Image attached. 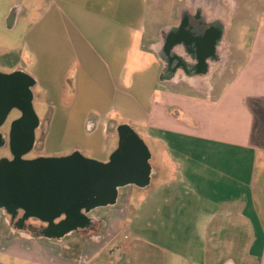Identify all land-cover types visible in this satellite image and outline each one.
Listing matches in <instances>:
<instances>
[{
    "label": "crops",
    "instance_id": "0c3cea01",
    "mask_svg": "<svg viewBox=\"0 0 264 264\" xmlns=\"http://www.w3.org/2000/svg\"><path fill=\"white\" fill-rule=\"evenodd\" d=\"M218 1L225 23L222 60L197 84L179 69L160 78L167 64L158 49L183 11L194 14L189 0H45L5 22L12 30L28 20L18 52L5 57L11 73L20 69L35 80L36 99L50 106L35 137L42 130L45 140L60 142L59 151L105 162L117 147L116 127L129 125L151 155L154 174L146 193L120 189L108 213L90 214L101 230L95 252L87 246L90 260L121 240L126 264L145 249L136 241L191 264H236L221 249L227 244L231 251L238 239L243 264H264V147L254 144L248 112L264 105V89H249L252 78L264 82V44L255 41L253 56L235 74L227 33L236 2ZM215 12L208 8L205 15L212 20ZM174 52L184 54L181 46ZM236 90L246 95L239 104L248 109L244 113L237 112ZM58 257L56 264L89 260Z\"/></svg>",
    "mask_w": 264,
    "mask_h": 264
},
{
    "label": "water",
    "instance_id": "95a60500",
    "mask_svg": "<svg viewBox=\"0 0 264 264\" xmlns=\"http://www.w3.org/2000/svg\"><path fill=\"white\" fill-rule=\"evenodd\" d=\"M189 2L194 14L183 11L180 25L165 32L158 50L167 64V77L179 69L190 83L197 84L222 60L225 23L218 0ZM208 8L216 11L212 20L205 15ZM176 46H181L184 54L177 55ZM18 78L25 81L23 90L17 86ZM34 86L35 80L22 71L0 77V127L14 109L27 114L33 123L23 148L12 151L9 142L10 159H0V210L22 211L26 218L47 224L52 232L46 239L57 238L60 242L95 221L90 216L92 211L115 206L120 189H146L154 170L147 146L129 125L116 127L117 147L105 162L88 159L78 151L67 156L24 160L34 147L39 127L33 110ZM3 146L5 140L1 136L0 148ZM57 219L60 221L55 224Z\"/></svg>",
    "mask_w": 264,
    "mask_h": 264
},
{
    "label": "rangeland",
    "instance_id": "374dc122",
    "mask_svg": "<svg viewBox=\"0 0 264 264\" xmlns=\"http://www.w3.org/2000/svg\"><path fill=\"white\" fill-rule=\"evenodd\" d=\"M44 1L45 0L39 2H36L35 0H0V70L4 69L2 58L6 55L13 56L10 54L18 52L16 50H18V45L20 44L23 33L28 26V20L26 22L24 20H20L21 23L19 22L14 29L7 30L5 22L10 10L17 2L22 3L25 8L31 9L36 4L44 5ZM235 2L234 6H236V9L230 19L227 39L231 42L233 47V58L236 64L234 73L237 74L239 67L243 66L244 61L246 62L253 56L251 47L255 44V41L260 40L264 44V0H235ZM259 52L261 56H264L263 47L260 48ZM6 68L9 70L12 67L7 66ZM250 82V91L257 90L254 87H260L259 90L261 91L264 89V82L262 81L261 83V80L258 77L252 78ZM33 95L35 96L33 99V110L39 120V123L42 125L51 109L49 105L41 103L38 99H36L38 98L37 89H33ZM235 97L238 100L237 101L235 99L236 104L239 106L237 112L244 113L247 108H244V104H239L244 101V98H246L245 93L236 90ZM248 112L252 113L254 120L253 128L254 133H256V136L253 138L254 144L262 148L264 147V105H252L251 110H248ZM41 128L43 129L44 126ZM134 131L139 137L141 136L140 132L136 128ZM43 138L44 135H42V130L36 133L34 147L23 157L24 160H32L40 156L61 157L71 154V152L64 153L59 151V148H61L60 142L53 139L52 136L46 140ZM112 140L117 143V139L114 138ZM8 148L9 146L7 143L5 148L0 151V159H2V156H5L6 153L9 152ZM86 158L91 159L89 157ZM157 181L158 176L153 179L151 185L154 186ZM148 189L149 188L146 190L137 189L135 190V193H146ZM121 191H123V189ZM107 211V208H100L92 211L91 215L102 218L103 214L108 213ZM100 231V228L95 230L97 234H99ZM229 237H232L231 233H229ZM225 239L227 240L229 238L225 237ZM237 240L235 241L236 246L234 245L233 249L231 248V251L228 252L229 246L227 244L224 245L226 251H223V249L221 250L222 254L225 252L224 257L229 256V258H232L236 264H243L242 256L245 248L243 244ZM98 241H101L98 237L90 240L86 238L79 239L76 235L66 238L61 243L47 240L28 242L13 237L0 244V264H48V261L44 258L45 255H42L40 251L42 249L49 252L50 257H52L50 259H53L55 264L58 262L57 256H59L58 259L61 261H71L72 259L80 261L84 260V258H88L89 260L87 264H126V261L121 259L120 252L118 250L121 240L114 242L108 249L104 250L97 259L95 258L94 260H90L91 252L86 254L87 246L93 245L92 248H94L96 242ZM131 241V236L126 235V241H124L126 242V245H129ZM134 245L140 249L145 248L137 250V260L135 257L133 258L134 264H191L180 258L181 256L178 257L167 252H159L143 242L136 241ZM64 246L66 247L64 248ZM95 250L96 248L93 249V252H95ZM111 250H113L112 253L110 252ZM61 251L65 253H60Z\"/></svg>",
    "mask_w": 264,
    "mask_h": 264
},
{
    "label": "flooded vegetation",
    "instance_id": "af4514ba",
    "mask_svg": "<svg viewBox=\"0 0 264 264\" xmlns=\"http://www.w3.org/2000/svg\"><path fill=\"white\" fill-rule=\"evenodd\" d=\"M24 10V5L20 2H17L10 10L6 21L8 23L12 22L13 20H15V17ZM2 59L4 69L0 70V77L11 74L12 70H8L6 68L10 64L8 58L3 57ZM17 71L21 70L17 69ZM24 85L25 81L21 78H18L17 86L20 90H23ZM32 125L33 123L27 114H23L22 112L14 109L8 115L5 123L0 127V138L1 136H3L5 140V146L7 143L9 146L10 142L11 150L17 151L20 148H23L25 141L29 137V128ZM5 146L0 148V151H2ZM2 157L10 159V149L9 152ZM59 221L60 219H57L54 221V223L58 224ZM95 230H97V225L95 221H93L92 223L86 224L83 228H78L77 230L73 231L69 236H66L60 242H57V238L51 239L49 241L61 243L66 238H69L73 235H76L79 239L86 238L91 240L95 237H99ZM51 232L52 230L47 226V224L42 223L34 218H26L22 211L9 212L0 210V244L3 241H6L7 239L13 237L28 242L46 241V236L51 234ZM65 247L66 246H64V248ZM60 253L64 254L65 252L61 251Z\"/></svg>",
    "mask_w": 264,
    "mask_h": 264
},
{
    "label": "trees",
    "instance_id": "16d2710c",
    "mask_svg": "<svg viewBox=\"0 0 264 264\" xmlns=\"http://www.w3.org/2000/svg\"><path fill=\"white\" fill-rule=\"evenodd\" d=\"M164 73H165V70L163 69L162 72H161V74H160V78H161V80H165V78H164Z\"/></svg>",
    "mask_w": 264,
    "mask_h": 264
},
{
    "label": "bare ground",
    "instance_id": "6f19581e",
    "mask_svg": "<svg viewBox=\"0 0 264 264\" xmlns=\"http://www.w3.org/2000/svg\"><path fill=\"white\" fill-rule=\"evenodd\" d=\"M240 153H243V152H240ZM242 158V157H241Z\"/></svg>",
    "mask_w": 264,
    "mask_h": 264
}]
</instances>
